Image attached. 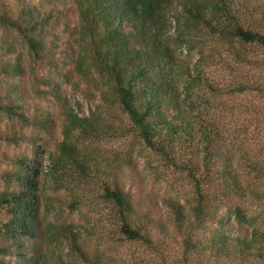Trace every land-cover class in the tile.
Listing matches in <instances>:
<instances>
[{
    "label": "trees",
    "instance_id": "trees-1",
    "mask_svg": "<svg viewBox=\"0 0 264 264\" xmlns=\"http://www.w3.org/2000/svg\"><path fill=\"white\" fill-rule=\"evenodd\" d=\"M50 4L0 2V117L7 120L0 126V145L25 144L13 155L0 153L10 166L0 172V264H42L49 173L56 182L111 178L103 184L104 197L120 232L153 246L147 225L136 220L133 195L115 175L122 167L100 160L92 148L96 141L122 137L142 141L194 186L193 202L165 201L182 236L181 264H264L263 213L246 204L250 196L263 200L264 192L245 184L239 171L243 160L264 185V157L238 156L224 128L202 116L191 97L210 82L199 65L184 58L186 47L205 37L212 42L207 47L224 49L241 65L258 64L250 48L264 49V33L262 24L248 19L258 6L248 0ZM73 17L75 33L65 35L62 21ZM199 55L200 60L207 53ZM81 81L93 89L88 115L64 94L65 85L76 88ZM253 84L249 89L264 93V84ZM77 239L71 231L66 242L80 250Z\"/></svg>",
    "mask_w": 264,
    "mask_h": 264
},
{
    "label": "rangeland",
    "instance_id": "rangeland-1",
    "mask_svg": "<svg viewBox=\"0 0 264 264\" xmlns=\"http://www.w3.org/2000/svg\"><path fill=\"white\" fill-rule=\"evenodd\" d=\"M23 1L46 7L53 2L0 0L13 5ZM248 3L259 8L248 19L262 24L259 27L264 33V0H248ZM62 22L61 29L66 31L65 35L75 33L74 17L65 18ZM211 43L209 39L200 37L195 45H189L184 51V58L199 65L210 82V85H199L191 99L195 106L201 108L202 116L224 128L227 140L238 156L249 153L252 157L263 159L264 93L248 86H254L253 82L260 86L264 84V49L250 48V54L259 63L249 66L241 65L222 48L207 47ZM200 50L207 55L199 60ZM24 56L28 60L26 53ZM80 83L76 88L71 84L65 85L64 94L71 104L88 115L95 104L94 97L89 93L93 89L85 81ZM47 105L42 102V106ZM6 122L5 118L0 117V126L4 128ZM55 135L60 136L59 129ZM23 144L21 149L1 144L0 153L13 155L24 150ZM92 148L100 151V160L107 158L114 161L111 166L122 167L115 175L123 180L126 190L133 195L136 220L138 224L147 225L145 232L152 239L153 246L130 241L120 232L114 208L104 197L103 184L105 181L111 182V178L96 175L95 179L87 182L68 179L56 182V178L49 173L44 180L48 235L42 244V264H63V260L76 264H181L184 252L182 236L170 221L171 214L165 201L177 199L184 204L193 202L194 186L186 173L165 165L142 141L134 137L99 140L93 143ZM240 163L239 171L245 184L264 192V185L252 176L248 165L243 160ZM46 165L50 167L48 162ZM6 168L10 166L0 159V172ZM104 171L113 172L107 166H104ZM2 183L0 188L3 187ZM246 204L253 208L252 212H262L264 219V199L250 196ZM71 231L77 234V246L81 251L66 242Z\"/></svg>",
    "mask_w": 264,
    "mask_h": 264
}]
</instances>
